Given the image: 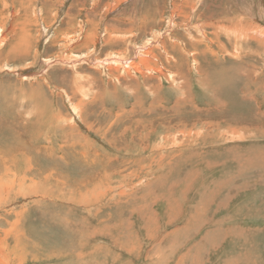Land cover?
Wrapping results in <instances>:
<instances>
[{
  "label": "rangeland",
  "instance_id": "rangeland-1",
  "mask_svg": "<svg viewBox=\"0 0 264 264\" xmlns=\"http://www.w3.org/2000/svg\"><path fill=\"white\" fill-rule=\"evenodd\" d=\"M136 1L0 0V264H264V0Z\"/></svg>",
  "mask_w": 264,
  "mask_h": 264
},
{
  "label": "bare ground",
  "instance_id": "bare-ground-1",
  "mask_svg": "<svg viewBox=\"0 0 264 264\" xmlns=\"http://www.w3.org/2000/svg\"><path fill=\"white\" fill-rule=\"evenodd\" d=\"M99 1V0H98ZM136 1V0H135ZM95 2H96V0H95ZM130 2V1H129ZM137 2V1H136ZM172 2V0L170 1V3ZM132 3V2H131ZM130 3V4H131ZM93 4V3H92ZM195 5V4H194ZM263 5H264V1H263ZM132 6H133V4H132ZM170 6V5H169ZM175 7V6H174ZM174 7L173 8H171V10H169V11H173V13L175 14L176 13V15H177V12H179V11H177L176 12V9H174ZM69 10V9H68ZM80 12V11H79ZM59 13V12H58ZM172 13V12H171ZM155 14V13H154ZM35 15V14H34ZM180 15H182V14H180ZM184 15V14H183ZM171 16V15H170ZM55 17V16H54ZM180 18V17H179ZM37 19V18H36ZM243 19H244V17H243ZM252 19V18H251ZM57 20V19H56ZM168 21H169V26H170V24L172 25V26H175V24H173V20H172V17H169V19H168ZM42 22V21H41ZM99 22V21H98ZM40 23V22H39ZM43 23V22H42ZM42 23H40V24H38L41 28H40V30L42 29H44L46 26L44 25V24H42ZM182 24V23H181ZM235 26H240L239 28L240 29H238V27H235V26H233L232 24V26H233V30H231L230 29V27L228 26H224V25H219L218 24V28H216V29H219L217 32L219 33V34H223L224 36H226L227 38H228V40H231L232 41V38L231 37H233L234 39L233 40H235L234 41V43L237 45V47L239 46L238 44H240V45H242L241 44V42L243 43V41H244V39L245 40H247V39H249V38H251V35L250 34H254V36L255 37H258L259 39L261 38V39H264V29H261V28H258V27H256L255 29H254V24H251V23H248L247 25H245V26H249L250 28H251V30H248L247 31V28H245L244 26H243V28H245L246 30H244L243 28H242V26L241 25H239V24H235V23H233ZM216 26V25H215ZM259 26V25H258ZM103 27V26H102ZM182 27H184V28H186V30H187V33L189 32V34L190 35H192V29H191V22H186V23H184L183 24V26ZM217 27V26H216ZM197 28V32H199V37L203 40V39H205L206 41H207V43H212V42H214L212 39H209L208 38V36L204 33V29H203V26L201 25H198V27H196ZM232 28V27H231ZM257 28H258V30H257ZM15 29H18V31H14V36H15V44L13 45V46H11V52L10 53H12V54H14V55H19L20 54V52H21V50H22V47H23V45L28 41V38L26 39V41H25V39H24V35L23 34H21V33H23V31H24V29L20 26V25H18ZM45 30L47 31V29L45 28ZM94 30V29H93ZM119 30V29H118ZM256 31V32H255ZM19 32H21V33H19ZM40 32V31H39ZM44 32V31H43ZM103 32H105L106 33V30H105V27L103 28ZM159 32V31H158ZM244 34H243V33ZM247 32V33H246ZM248 32H251V33H248ZM255 32V33H254ZM47 33V32H46ZM20 34V35H19ZM18 35H19V38H18ZM73 35V34H72ZM156 35H158V33H156L155 34V36ZM161 34H159V36H160ZM23 36V37H22ZM66 36H67V34H66ZM76 36L77 35H75L74 34V37H71L70 38V36H69V40H67V45H69L70 43L72 44V46L74 47V43L73 42H76L75 41V39H76ZM118 36V35H117ZM22 37V38H21ZM45 37H46V35H45ZM78 37H80V35H78ZM77 37V38H78ZM85 37V39L87 38L88 40L89 39H92L93 38V32H92V34H86L85 36H83L82 38H84ZM119 37H120V35H119ZM122 37V36H121ZM218 35H216L215 34V38L217 39L216 40V44H218L219 43V39H218ZM18 38V40L16 41V39ZM164 38V37H163ZM257 38V39H258ZM67 39V38H66ZM193 39H195V38H193ZM46 40V39H45ZM188 40V39H187ZM189 40H192V39H189ZM62 41V40H61ZM86 41V40H85ZM196 41V40H195ZM204 41V40H203ZM70 42V43H69ZM199 42V41H198ZM102 43V39H101V32H100V36H98V41H97V44H101ZM143 41H142V43H138V45L136 46L137 48H139V47H144V45H143ZM161 44H162V41L160 42ZM158 44V43H157ZM199 43H196V45L195 44H191V47H192V50H191V53H187L188 54V57L190 58V62H191V67L192 68H194L195 69V67H194V65H193V63H197V60L195 59V58H193L192 56L196 53L195 52V50H196V46L198 45ZM136 45V44H135ZM134 45V46H135ZM174 45V44H173ZM178 45V44H177ZM211 45V44H210ZM224 46V45H223ZM97 47V46H96ZM191 47H190V49H191ZM218 47V50H220V48H223L222 47V45L221 46H217ZM236 47V48H237ZM152 48H154V46L152 47V45H150L149 47H146V49H145V51L144 52H141V51H139V56H138V61L140 60V62L142 63V64H146V63H149L148 61H147V59H146V57L147 58H151L153 61L155 60L154 59V56L151 54V53H149L150 52V50H153ZM183 48H184V50H185V47L183 46ZM239 48V47H238ZM248 49V48H247ZM27 50V49H26ZM134 50V49H133ZM138 50V49H137ZM238 50V49H237ZM249 50V49H248ZM136 51V50H135ZM164 51H165V54H167V56H169V54L167 53V51L164 49ZM208 51L209 52H213V49H211V50H209V48H208V50H207V48H204V49H202V51L200 52V54H205V53H208ZM186 52H190V50L189 51H186ZM218 52H220V51H218ZM75 53V52H74ZM229 54H230V52H229ZM36 55V54H35ZM209 55H211V54H209ZM231 55V54H230ZM232 55H233V53H232ZM122 57V56H121ZM125 57V56H124ZM172 56L170 55V58H171ZM233 57H235V56H233ZM231 58H232V56H231ZM57 58L55 57V59H54V61H52V63H57V62H61V61H63V59H65V58H60L61 60L60 61H58V60H56ZM59 59V58H58ZM81 59H82V57L80 56V54H77V53H75L74 55L73 54H71L68 58H67V63H69V64H71L72 66H73V68H74V66L78 63V62H81ZM122 58H120V56H117L116 54H113V53H109L108 55H107V61L108 62H115V63H113V65L112 64H110L109 65V67H108V69L107 70H111L112 68H113V66H115L116 67V69H117V71L116 72H119L120 70L122 71V72H125V73H127V72H129L130 73V70H128V68L129 69H134L135 70V72L139 69L138 68V66H136V63L134 62V60H133V62H127V65L125 66H123L122 64H119L120 62H123V63H125L126 62V60L125 61H123V60H121ZM124 59V58H123ZM135 60H136V57L134 58ZM174 59V58H173ZM151 60V61H152ZM5 64H2L0 67H5L6 65H7V63L6 62H4ZM107 63V62H106ZM63 64V63H62ZM99 64V63H98ZM97 64V65H98ZM152 64V63H151ZM154 64H155V62H154ZM175 64H177V62H175L173 65H175ZM13 66V65H12ZM101 66V65H100ZM103 66H105V65H103ZM77 67V66H76ZM114 67V68H115ZM128 67V68H127ZM13 68H14V66H13ZM124 69V70H123ZM148 71H150V70H153L152 68H151V66H148L147 68H146ZM109 70V71H110ZM158 70V69H157ZM95 71V70H94ZM160 71V70H159ZM195 71V70H194ZM108 72V71H107ZM106 72V73H107ZM110 73H111V75L112 76H114V72H111L110 71ZM109 73V74H110ZM137 73V72H136ZM172 74H178V72H175V71H173V72H171ZM87 75V74H86ZM176 75H170V78L171 79H173V81L175 82L176 81V77H175ZM202 77V76H201ZM115 78V77H114ZM119 78V77H118ZM200 78V77H199ZM199 78H198V80H199ZM76 79V78H75ZM85 80V79H84ZM184 81V80H183ZM178 82H180L179 80H177V83ZM202 81H200V83H201ZM202 83H204V82H202ZM85 84V83H84ZM205 84V83H204ZM206 85V84H205ZM128 89H129V87H127ZM91 89H92V87H91ZM148 91H149V89H148ZM180 92H182V90L180 91ZM70 93V92H69ZM86 93H88V92H86ZM214 94V93H213ZM115 95V94H114ZM85 99V98H84ZM73 101H74V99H73ZM78 109V108H77ZM63 120V119H62ZM95 121V120H94ZM68 125V124H67ZM186 131V130H185ZM176 132V131H175ZM187 134V133H186ZM229 134V133H228ZM196 136V135H195ZM233 136H234V134H233ZM154 151V150H153ZM151 160V159H150ZM13 174V173H12ZM16 174V173H15ZM21 174V173H20ZM23 174V173H22ZM17 175V174H16ZM18 175H19V173H18ZM16 177V176H15ZM19 177V176H18ZM21 179V178H20ZM13 180H14V175H13ZM35 183V182H34ZM141 185V184H140ZM40 189V188H39ZM10 232V231H9ZM179 232V231H178ZM8 244V243H7ZM15 252H17V251H15Z\"/></svg>",
  "mask_w": 264,
  "mask_h": 264
},
{
  "label": "crops",
  "instance_id": "crops-1",
  "mask_svg": "<svg viewBox=\"0 0 264 264\" xmlns=\"http://www.w3.org/2000/svg\"><path fill=\"white\" fill-rule=\"evenodd\" d=\"M136 42H138V41H136ZM144 43H143V45H144V47H139V48H137L136 46H134V47H132V50L134 51V58L136 57L137 58V56H139L138 54H139V51H141V52H144L145 51V49H146V47L147 46H145L146 44H148V43H153V40H150V41H148V39H145L144 41H143ZM140 43H142V42H140ZM152 45V47L154 46L153 44H151ZM138 49V50H137ZM136 50V51H135ZM70 56V55H69ZM81 56V55H80ZM117 56H120V58H122L121 60H123V61H125L126 60V62L125 63H123V62H120L119 64H122L123 66L125 65H127V62L129 63V61H128V59L126 58V57H124L123 55H117ZM122 56V57H121ZM82 57V56H81ZM124 58V59H123ZM133 58V59H134ZM82 60V59H81ZM107 62V63H106ZM79 63V62H78ZM77 63V64H78ZM99 63V64H98ZM113 63H115L114 61L113 62H108L107 61V58H103V59H101V60H99V61H97L96 63H94V64H98V65H101L102 67H106V66H108V64L110 65V64H112L113 65ZM77 64L74 66V67H76L77 66ZM130 64V63H129ZM103 65H105V66H103ZM128 68V67H127ZM108 69V68H107ZM107 69H104L105 71H109V70H107ZM124 70V69H123ZM128 70H130L129 68H128ZM131 70H133L134 72H135V70L132 68ZM75 72V71H74ZM170 72H173V71H170ZM76 74H79V73H76ZM108 75V74H107ZM83 78H84V76H83ZM79 86H82L81 84H79ZM90 91V89H88L85 85L84 86H82V89H81V91H80V93L84 96V95H86V92H89ZM244 94V91L242 90V95ZM242 98V97H241ZM70 99V98H69ZM69 99H68V101H69ZM70 102V101H69ZM77 108H78V105L77 104H74V103H71L70 102V109H72V110H74V111H76L77 110ZM249 182V180H247V183Z\"/></svg>",
  "mask_w": 264,
  "mask_h": 264
}]
</instances>
